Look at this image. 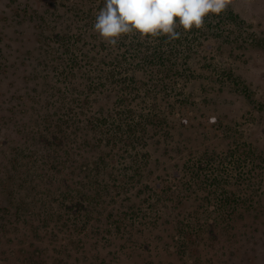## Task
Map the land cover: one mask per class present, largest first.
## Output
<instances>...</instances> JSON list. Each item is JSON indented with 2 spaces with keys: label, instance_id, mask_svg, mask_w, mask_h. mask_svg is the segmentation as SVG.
<instances>
[{
  "label": "rangeland",
  "instance_id": "obj_1",
  "mask_svg": "<svg viewBox=\"0 0 264 264\" xmlns=\"http://www.w3.org/2000/svg\"><path fill=\"white\" fill-rule=\"evenodd\" d=\"M90 2L0 0V264H264V0L228 4L244 20L250 40L233 34L222 45L206 41L167 93L148 97L143 89L123 97L124 104L131 100L135 118L141 108L154 112L144 139L118 148L109 141L97 149L92 142L100 134L84 145L93 132L81 125L78 158L55 169L56 122L62 112L73 114L63 105L64 90L76 100L75 110L93 116L108 115L123 100L120 88H95L92 101L85 96L86 61L110 53L83 12ZM229 70L238 85L218 77ZM137 77L142 88L151 86L142 70ZM110 145L119 152L115 172L128 169L136 154L142 158V179L149 180L152 195L134 187L103 197L108 206L76 233L70 253L59 246L72 239L14 214L17 208L29 211L35 201L48 210H68L61 193L79 184L97 156H110ZM27 160L43 164L45 178L33 172L34 182H25ZM196 166L208 173L199 178ZM214 168L220 172L215 180ZM128 207L120 221L118 212ZM118 222L126 229H116Z\"/></svg>",
  "mask_w": 264,
  "mask_h": 264
},
{
  "label": "trees",
  "instance_id": "obj_2",
  "mask_svg": "<svg viewBox=\"0 0 264 264\" xmlns=\"http://www.w3.org/2000/svg\"><path fill=\"white\" fill-rule=\"evenodd\" d=\"M103 2L104 0H91L90 6L83 10L84 14L91 17L92 21L95 22L96 13L103 7ZM176 19L179 18L177 17ZM245 30L246 25L244 20L233 9L227 6L226 10L219 15H207L204 18V26L202 28L193 27L189 31L177 28V31L180 33L178 39L169 40L166 35L158 37H152L151 35L142 37L138 33L122 35L115 46L107 44L110 47L109 57L105 55L101 60L94 58L86 61L89 67L85 71V92L87 91L85 96L87 99H91L89 94L94 93L95 88L103 90L107 89V87L111 88V90L120 88L121 92L120 94L119 92L117 93V97H125L126 99L131 97L132 93V97L144 94L145 91L143 89L147 91L145 94L148 97H151L148 94H160L161 90L167 93L169 91L167 89L168 84L171 81L176 82L184 71L190 67L194 57L199 55L198 53L204 46V42L209 41L222 45L223 41L230 38L233 34L241 42L248 41L250 40L248 38L249 35L253 36L252 34L245 33ZM103 44L105 43L103 42ZM77 58V56H74V59H72L76 65L78 64ZM76 65L73 66L77 67ZM71 67L70 65V70ZM138 70H142L145 75H148L151 80V86L142 88L139 85L141 80L137 77ZM69 73L71 72H66L62 75H65L64 78L68 79L71 77ZM224 75L228 79H233L235 85L239 84L233 71L229 70L223 75H218V77L223 78ZM67 84L69 85V83ZM65 87L67 88V86ZM64 91L66 92V90ZM65 92L61 95L64 99L63 105H67V112L72 111L73 114L67 115V113L62 112L63 116L58 117L60 119L58 126L56 122V127H58L56 130L57 142L56 146H53V158L51 157L52 161H54L53 163H55V169H65L69 167L73 157L78 158V153L82 151V146L75 144V142L78 135L77 131H81V125H85L88 130L93 132L90 138L84 139L87 140L84 145H89L96 138L95 134H100V137L92 142L97 149L99 147L103 149L106 145H109V141L113 146L118 148L121 144L130 145L135 140L144 139L148 124L152 121V116L155 115L154 112H152L151 116L147 115L149 110L146 111L145 108H141L140 112L142 113L143 110L144 113L136 116V118L134 113V116H131L134 109L131 105V100L127 104H124L123 98L119 106L112 105L111 110L106 112L108 115L93 116L88 109L75 110L74 102L76 100L65 97ZM142 101L144 102L145 99ZM151 101L150 105L157 109V104H151ZM73 133L72 141L69 140V137ZM87 135H90V133L85 132L84 136ZM113 146L110 145L108 149V151L112 152L110 156L101 153L95 158L93 164L86 171L85 176L79 179L77 186L68 188L65 191L61 190L63 192L60 199L66 202L64 205L68 210L65 212L60 209L48 210L45 203L35 201L34 207L30 208L29 211L25 208H17L14 214L16 216H25L34 225L37 224L35 223L36 221L42 222V224L48 223L49 226H47L46 232H49L51 235H57L61 232L64 240L67 238L72 239V241L60 244L59 246V251L66 250V252L70 253L76 233L81 231L82 227L85 228L87 222L90 221L100 207L104 208L108 206L105 203L106 201L102 203L103 197H114L115 193L112 194L114 190H116V194L118 192L120 194L127 193L134 187H138L137 193L143 192V194H148V196L152 195L153 188L149 186V180L142 179L146 174L147 167V165L142 163V158L136 154L134 157H131L128 169L123 168L122 173L115 172L113 164L117 160L119 152H114ZM99 150L102 151L101 149ZM36 166L35 162L25 161L23 171L26 172V176L28 177L24 179L25 182L28 180L34 182L35 176H33V172L45 178L44 165L41 164L40 168ZM195 168L197 169L196 173L198 172L199 178L203 173H208L206 170L204 172L200 166H196ZM215 169L210 176L216 179L220 172H215ZM156 192L158 196L160 194L159 190L156 189ZM226 198L230 199L229 196ZM39 199L41 200L42 198L40 197ZM222 202L223 205L231 204L230 201L223 199ZM234 207L232 205L229 208H233L234 210ZM128 210L129 207L124 212L123 210L118 212L122 214V217L118 213L113 214H118L117 216L118 219L120 218V221H126L124 213L128 212ZM233 210L231 211L234 214ZM6 215L7 213L4 212V230L9 220ZM52 221L56 222V225L53 227L50 225ZM118 223L116 229H126V227H120L121 223ZM64 228H67V230Z\"/></svg>",
  "mask_w": 264,
  "mask_h": 264
},
{
  "label": "clouds",
  "instance_id": "obj_3",
  "mask_svg": "<svg viewBox=\"0 0 264 264\" xmlns=\"http://www.w3.org/2000/svg\"><path fill=\"white\" fill-rule=\"evenodd\" d=\"M230 0H104L93 30L109 45L122 35L136 34L178 39L177 28H202L209 14L219 15ZM179 19H176V18Z\"/></svg>",
  "mask_w": 264,
  "mask_h": 264
}]
</instances>
